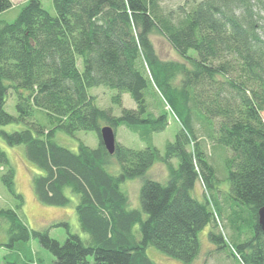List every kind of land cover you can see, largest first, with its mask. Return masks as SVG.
<instances>
[{
    "label": "trees",
    "instance_id": "1",
    "mask_svg": "<svg viewBox=\"0 0 264 264\" xmlns=\"http://www.w3.org/2000/svg\"><path fill=\"white\" fill-rule=\"evenodd\" d=\"M52 3L54 15L40 0H27L13 21L0 18V125L28 124L0 129V138L11 146L23 144L27 158L43 171L32 176L39 201L62 206L69 202L65 188L77 194L79 226L87 235L81 238L61 221L57 225L66 228V239L60 243L48 229H30L17 208L0 207L8 244L22 248L36 237L54 256L52 264H157L147 255L148 246L189 264L200 252L199 231L211 224L208 238L217 250L241 264H264L258 222L264 206V0H193L189 8L184 3L168 11L159 0ZM11 5L0 0V13ZM155 33L178 59L159 57ZM98 86L115 90L111 102L120 107L118 115L89 93ZM154 88L181 123L163 154L152 135L165 129L168 116L147 102L146 93ZM123 93L134 106L123 105ZM13 94L16 115L6 110ZM37 110L51 125L36 119ZM104 125L114 131L113 153L101 141ZM120 126L144 146L120 142ZM57 129L94 131L98 144L79 142L71 150L53 140ZM216 143L231 151L223 198L220 190L216 194L217 175L208 158V147ZM157 161L168 171L165 182L144 176ZM0 167L19 207L22 196L1 147ZM135 177L143 179L139 199L145 217L128 207L120 188L121 181ZM197 182L202 199L192 195ZM224 223L234 244L226 241ZM20 264L39 263L23 256Z\"/></svg>",
    "mask_w": 264,
    "mask_h": 264
},
{
    "label": "rangeland",
    "instance_id": "2",
    "mask_svg": "<svg viewBox=\"0 0 264 264\" xmlns=\"http://www.w3.org/2000/svg\"><path fill=\"white\" fill-rule=\"evenodd\" d=\"M41 5L51 15L55 14L52 0H40ZM160 6L163 10L168 11L170 9L177 8L180 4H187V8L190 7L193 0H159ZM27 0H12V5L0 13V18L11 22L15 19L18 12L26 4ZM152 40L155 44V48L161 59L175 60L178 59L177 53L167 43L163 36L159 34H153ZM190 54H196L194 50L189 51ZM152 91H147L146 98L150 107L154 105L155 112L165 111L168 116V124L164 130L154 132L152 135L153 144L159 149L160 153H164L165 143L168 140H173L176 132L180 129L181 123L174 117L173 112L169 111V106L165 97L156 88ZM89 93L94 95L96 103L103 107L112 106V112L116 115L120 113V107L113 105L111 102V96L115 93L114 89L105 87H91ZM123 105L132 107L135 105L133 99L128 93H123ZM15 94L9 95L7 100L6 110L16 115L14 107ZM36 119L47 126L51 125L48 116L41 110H37L35 113ZM264 119V111L262 112ZM28 127V124L23 122H10L4 125H0V129L5 131L19 130L21 128ZM116 138L127 145L133 147H143L144 143L131 131L122 126L116 130ZM53 140L58 144L63 145L71 150H76L79 142H83L90 147H95L98 144V140L94 131L77 130L73 134L66 133L57 129L54 132ZM0 147L6 152L9 161L14 170V187L18 193L22 196V202L19 207H16L18 203L17 199L8 191L4 183L2 182V173L4 170L0 167V207L3 208H17L16 211L19 217L30 229H48L49 235L63 243L66 239V228L63 225H57L61 221H65L69 224V230L73 233H77L81 238L86 237V233L83 232L79 226L77 217L76 205L78 203V196L72 193L68 188H65V194L69 197V202L66 205L57 206L43 203L35 196L32 186V176L35 174H42L34 162L29 160L25 153V146L23 144L8 145L0 138ZM231 154L229 148L221 144H213L208 147L209 161L215 168L217 175L216 181V194L220 190V196L223 198L227 196L229 182L227 179V169L225 165L226 158ZM172 163L176 165V159H172ZM116 169L118 165H115ZM146 177L165 182L168 177V171L166 166L160 161L150 167L145 175ZM142 177L126 178L120 182L121 190L128 197V207L137 208L142 212L143 217L146 213L142 211L139 190L142 184ZM198 182L195 188L192 190V195L198 199H202V193L200 187L199 193L196 191L198 188ZM216 198L218 196L216 195ZM220 199V198H219ZM220 201H222L220 199ZM219 202V201H218ZM228 202V201H227ZM220 203V202H219ZM245 214H247V207L244 208ZM248 219V217H247ZM211 224H207L203 229L199 231L198 237L200 241V252L198 257L189 264H241L240 260L228 255L227 252L219 251L215 248V245L208 238V231ZM223 233L226 235L227 243L234 244V237L229 225L223 224ZM8 222L4 219L0 220V264H20L21 257L29 258L38 261L39 264H52L54 256L52 253L44 248L36 237H31L24 247L11 246L9 242ZM147 255L157 264H187L179 259L172 258L165 253L159 251L153 246L146 248Z\"/></svg>",
    "mask_w": 264,
    "mask_h": 264
},
{
    "label": "water",
    "instance_id": "3",
    "mask_svg": "<svg viewBox=\"0 0 264 264\" xmlns=\"http://www.w3.org/2000/svg\"><path fill=\"white\" fill-rule=\"evenodd\" d=\"M100 137L103 145L109 153H113L115 135L113 128L108 125H104L100 128ZM258 222L264 231V206L258 210Z\"/></svg>",
    "mask_w": 264,
    "mask_h": 264
},
{
    "label": "crops",
    "instance_id": "4",
    "mask_svg": "<svg viewBox=\"0 0 264 264\" xmlns=\"http://www.w3.org/2000/svg\"><path fill=\"white\" fill-rule=\"evenodd\" d=\"M12 1V0H11Z\"/></svg>",
    "mask_w": 264,
    "mask_h": 264
}]
</instances>
